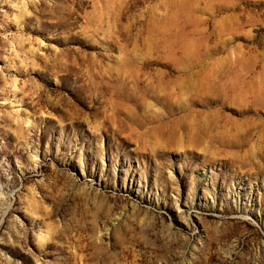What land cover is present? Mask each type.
Wrapping results in <instances>:
<instances>
[{
	"label": "rangeland",
	"instance_id": "374dc122",
	"mask_svg": "<svg viewBox=\"0 0 264 264\" xmlns=\"http://www.w3.org/2000/svg\"><path fill=\"white\" fill-rule=\"evenodd\" d=\"M0 264H264V0H0Z\"/></svg>",
	"mask_w": 264,
	"mask_h": 264
}]
</instances>
